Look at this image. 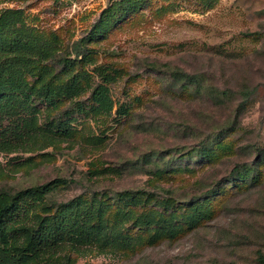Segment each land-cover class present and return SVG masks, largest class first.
Returning a JSON list of instances; mask_svg holds the SVG:
<instances>
[{
    "label": "rangeland",
    "instance_id": "rangeland-1",
    "mask_svg": "<svg viewBox=\"0 0 264 264\" xmlns=\"http://www.w3.org/2000/svg\"><path fill=\"white\" fill-rule=\"evenodd\" d=\"M126 2L137 9L120 18ZM11 15L47 52L25 71L24 93L8 96L26 111L0 125L10 143L0 203L62 181L16 226L37 230L79 204L105 215L94 240L78 235L49 258L10 230L1 248L22 249L26 264H261L264 0H0V22ZM184 75L202 80L200 92ZM98 85L112 110L93 101ZM43 86L57 98L47 102ZM21 119L33 129L18 139ZM234 124L221 160L194 155ZM238 165L257 180L233 182ZM196 211L205 216L192 228Z\"/></svg>",
    "mask_w": 264,
    "mask_h": 264
},
{
    "label": "trees",
    "instance_id": "trees-1",
    "mask_svg": "<svg viewBox=\"0 0 264 264\" xmlns=\"http://www.w3.org/2000/svg\"><path fill=\"white\" fill-rule=\"evenodd\" d=\"M126 4L124 12L120 18H124L128 13H134L137 8ZM20 17L11 15L0 22V125L11 116H16L26 111L25 104L14 101L8 96L13 94H22L25 91L24 76L25 71L35 62L41 60L47 52L39 39L30 34L23 33L19 30L18 24ZM186 77L185 89L190 86H196L200 92L202 89V80L189 75ZM46 92L47 102H52L58 96V88L48 91L47 86L42 87ZM68 92L73 93V89L69 88ZM71 94V93H70ZM226 91L221 93L223 98H227ZM210 97L214 98V93ZM93 101L105 111H110L114 107V101L111 97L110 88L106 85H98L92 92ZM219 98V97H218ZM215 99V98H214ZM14 125V123H12ZM16 128L12 130L14 137L21 138L23 133L18 130L23 129L32 131L33 126L31 120L21 119L15 122ZM220 134H216L211 143H204L194 154L200 160L206 161L208 166L214 165V162L221 160V156L226 148L227 138L236 132L235 124L227 127ZM229 130V131H228ZM6 131H4V134ZM215 136H217L215 138ZM226 142V143H225ZM225 143V145H224ZM8 140L0 141V151H7ZM186 154L183 157H187ZM246 165H243L245 167ZM233 172L232 181L248 182L256 181L255 170L244 168L240 170V165ZM251 172L253 177L250 179ZM257 174V173H256ZM256 179V180H255ZM62 181H53L51 183L36 186L17 193L10 200L0 203V264H26L28 255L22 250H10L1 248L3 236L7 231H11L10 235L17 242L28 243V249L34 257L49 258L56 255L60 248L66 243L80 235L84 240L90 241L95 239L94 223L100 220L104 215V207H98L95 203L91 205L79 204L71 205L64 208L59 216L51 223H47L35 230L32 226H16L18 218H23L28 211L36 208L35 197L49 194ZM222 186V185H221ZM220 186V187H221ZM219 187V186H218ZM223 190V187H221ZM213 191L211 193H215ZM139 194V193H138ZM75 206V207H74ZM205 215L196 211L186 222V224L194 228ZM124 241L125 239H121ZM259 261L264 264V254L259 255ZM47 264H56L50 261Z\"/></svg>",
    "mask_w": 264,
    "mask_h": 264
}]
</instances>
